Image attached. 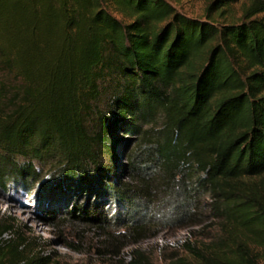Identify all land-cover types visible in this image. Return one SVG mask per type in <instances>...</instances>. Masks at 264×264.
I'll return each mask as SVG.
<instances>
[{
    "label": "trees",
    "instance_id": "obj_1",
    "mask_svg": "<svg viewBox=\"0 0 264 264\" xmlns=\"http://www.w3.org/2000/svg\"><path fill=\"white\" fill-rule=\"evenodd\" d=\"M238 1L214 0L200 21L165 0H0V187L10 174L37 181L33 163L53 158L58 184L82 186L89 172H108L101 159H115L118 122L136 133L159 111L162 133L138 167L142 187L103 191L126 204L153 191L182 225L201 221L208 195V227L218 234L183 243L187 255L195 264H262L264 0H251L236 23L211 18ZM107 94L111 118L99 105ZM147 235L130 222L118 237L135 244ZM34 245L15 218L0 216V264H52ZM128 264L153 263L135 251ZM165 264L192 262L172 254Z\"/></svg>",
    "mask_w": 264,
    "mask_h": 264
},
{
    "label": "rangeland",
    "instance_id": "obj_2",
    "mask_svg": "<svg viewBox=\"0 0 264 264\" xmlns=\"http://www.w3.org/2000/svg\"><path fill=\"white\" fill-rule=\"evenodd\" d=\"M165 1L179 14L207 21L206 9L214 0ZM250 2L240 0L232 3L213 12L211 18L217 24L236 23ZM257 18H264V13ZM110 96L107 94L99 102L108 118L114 115L109 113L113 112ZM163 123L159 111L139 124L136 133L128 131V121L118 122L109 136L115 159L105 156L101 159L108 172L104 169L89 172L82 186L58 184L57 171L51 165L54 158L47 164L33 163L38 173L36 182L7 175L5 187H0V216L15 218L34 241L31 253L49 257L52 264H128L135 251L147 254L153 264L167 263L172 254L195 264L183 249V243L206 244L218 234L217 228L208 227L214 223L209 219L208 195L201 197L204 204L199 211L201 221L196 225H182L167 218L165 207L160 208L161 198L153 191L148 192L145 199L135 197V203L130 205L116 200L113 194L102 188L108 184L124 192L142 187L137 177L138 167L152 157L154 140L160 137ZM18 161L24 163L22 159ZM88 168L87 171L91 170ZM51 182L54 183L50 185ZM127 196L132 202L131 195L128 193ZM80 206L88 207V214L82 215ZM91 218L97 219L91 221ZM130 222H140L148 234L135 244L118 237L125 233ZM8 238L3 236L4 240Z\"/></svg>",
    "mask_w": 264,
    "mask_h": 264
}]
</instances>
